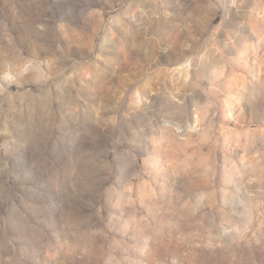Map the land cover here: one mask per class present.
<instances>
[{
    "label": "clouds",
    "instance_id": "obj_1",
    "mask_svg": "<svg viewBox=\"0 0 264 264\" xmlns=\"http://www.w3.org/2000/svg\"><path fill=\"white\" fill-rule=\"evenodd\" d=\"M0 264H264V0H0Z\"/></svg>",
    "mask_w": 264,
    "mask_h": 264
}]
</instances>
